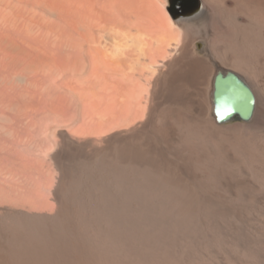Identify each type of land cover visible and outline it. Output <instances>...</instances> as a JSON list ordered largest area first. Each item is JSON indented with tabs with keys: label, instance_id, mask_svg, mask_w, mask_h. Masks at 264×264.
Returning a JSON list of instances; mask_svg holds the SVG:
<instances>
[{
	"label": "bare ground",
	"instance_id": "bare-ground-1",
	"mask_svg": "<svg viewBox=\"0 0 264 264\" xmlns=\"http://www.w3.org/2000/svg\"><path fill=\"white\" fill-rule=\"evenodd\" d=\"M161 1L0 0V264H264V0Z\"/></svg>",
	"mask_w": 264,
	"mask_h": 264
},
{
	"label": "water",
	"instance_id": "water-1",
	"mask_svg": "<svg viewBox=\"0 0 264 264\" xmlns=\"http://www.w3.org/2000/svg\"><path fill=\"white\" fill-rule=\"evenodd\" d=\"M213 101L218 121L229 120L235 115L249 120L254 113L256 96L239 74L219 70L215 77Z\"/></svg>",
	"mask_w": 264,
	"mask_h": 264
},
{
	"label": "rangeland",
	"instance_id": "rangeland-1",
	"mask_svg": "<svg viewBox=\"0 0 264 264\" xmlns=\"http://www.w3.org/2000/svg\"><path fill=\"white\" fill-rule=\"evenodd\" d=\"M145 2L148 5L149 9H152L153 7H155L152 10H157L160 12L163 11V3L161 0H159V1L158 0H153V1L152 0H145ZM191 2H192V0H167L166 8L171 13H173L172 11L179 13V11H182V10H177V9H182V8H184V10L191 9L189 6V4H191ZM175 5H177V8L175 7V9H174Z\"/></svg>",
	"mask_w": 264,
	"mask_h": 264
}]
</instances>
